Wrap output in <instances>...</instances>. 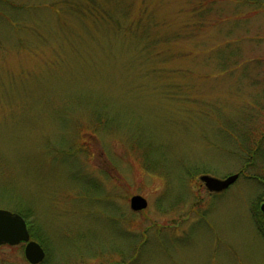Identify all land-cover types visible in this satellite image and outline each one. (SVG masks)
<instances>
[{
    "label": "rangeland",
    "instance_id": "obj_1",
    "mask_svg": "<svg viewBox=\"0 0 264 264\" xmlns=\"http://www.w3.org/2000/svg\"><path fill=\"white\" fill-rule=\"evenodd\" d=\"M251 2L0 0V208L25 215L38 264H264ZM23 249L0 264H31Z\"/></svg>",
    "mask_w": 264,
    "mask_h": 264
},
{
    "label": "water",
    "instance_id": "obj_2",
    "mask_svg": "<svg viewBox=\"0 0 264 264\" xmlns=\"http://www.w3.org/2000/svg\"><path fill=\"white\" fill-rule=\"evenodd\" d=\"M238 177L237 173L230 174L225 178H217L208 174H201L199 179L209 191H221L226 189ZM147 205L146 199L135 194L130 197V208L134 211L141 210ZM264 214V202L259 206ZM24 243V257L31 264H38L44 258V250L40 244L30 239L24 218L17 212L0 208V245H15ZM84 264V263H76Z\"/></svg>",
    "mask_w": 264,
    "mask_h": 264
},
{
    "label": "trees",
    "instance_id": "obj_3",
    "mask_svg": "<svg viewBox=\"0 0 264 264\" xmlns=\"http://www.w3.org/2000/svg\"><path fill=\"white\" fill-rule=\"evenodd\" d=\"M255 3H254V2ZM258 2V0H252V2L251 3H253V4H256ZM260 5L261 6H263L264 5V2H262V3H260ZM257 6V5H256ZM22 215V217L25 219L26 217H25V215H23V214H21ZM28 228V227H27ZM28 231H29V233L31 234V230H30V228H28Z\"/></svg>",
    "mask_w": 264,
    "mask_h": 264
},
{
    "label": "flooded vegetation",
    "instance_id": "obj_4",
    "mask_svg": "<svg viewBox=\"0 0 264 264\" xmlns=\"http://www.w3.org/2000/svg\"><path fill=\"white\" fill-rule=\"evenodd\" d=\"M263 215V217H264V214H262ZM45 255V254H44Z\"/></svg>",
    "mask_w": 264,
    "mask_h": 264
}]
</instances>
